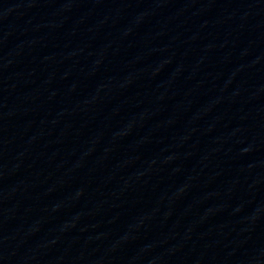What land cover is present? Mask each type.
I'll use <instances>...</instances> for the list:
<instances>
[{
    "label": "water",
    "instance_id": "1",
    "mask_svg": "<svg viewBox=\"0 0 264 264\" xmlns=\"http://www.w3.org/2000/svg\"><path fill=\"white\" fill-rule=\"evenodd\" d=\"M0 264H264V0H0Z\"/></svg>",
    "mask_w": 264,
    "mask_h": 264
}]
</instances>
